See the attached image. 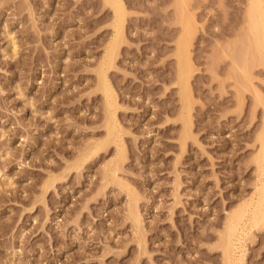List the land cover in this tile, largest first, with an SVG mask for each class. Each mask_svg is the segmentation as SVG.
<instances>
[{"label":"rangeland","instance_id":"obj_1","mask_svg":"<svg viewBox=\"0 0 264 264\" xmlns=\"http://www.w3.org/2000/svg\"><path fill=\"white\" fill-rule=\"evenodd\" d=\"M123 1L108 65L105 0H0V264H226L228 215L261 196L251 0ZM247 224L235 262L264 264V227Z\"/></svg>","mask_w":264,"mask_h":264},{"label":"bare ground","instance_id":"obj_2","mask_svg":"<svg viewBox=\"0 0 264 264\" xmlns=\"http://www.w3.org/2000/svg\"><path fill=\"white\" fill-rule=\"evenodd\" d=\"M105 1L107 3H109L113 7V10H114V21H112V22H113L115 34H114L113 40L111 41V43L108 47V51L106 52L107 53L106 57H104V59L106 58L105 59L106 64L108 63V65H111L113 62H115L114 59H116L117 52H119L117 50L119 49L120 44L125 39L124 33H125V26H126L125 22L127 19V17H126L127 16L126 15V12H127L126 9L127 8L125 7L126 5H125L123 0H105ZM248 8H249V12H247V14H248L247 16L249 17L248 18L249 19L248 24H249V27L251 29L250 32L254 33L253 38L251 40L252 41L251 43H252L254 54L256 55V60H257L260 58L259 56L264 57V0H251L250 6H248ZM188 24H189V22H188ZM189 31H193V30L191 29ZM189 31H187V33ZM187 33H186V35H187ZM189 35L192 36V32L191 33L189 32L188 36ZM188 36H187V38H188ZM190 37L188 38L189 41L191 39ZM194 37H195V34H194ZM185 38H186V36H185ZM185 38L182 39L179 43V51H178L179 66H180V68H179V83H180V86L182 89V95H183V99H184L183 101H185L184 102L185 104L183 103V106L186 105V109H188V111L186 109L185 110L189 114V113H191L189 109H190V107H192L191 106L192 101L190 102V98H189V92H190L189 91L190 90L189 80L190 79H189V70H187V69L191 68L192 66L189 67V65H191V63H190L191 60L189 57L190 55H188L190 53L187 52L189 49V48H187L188 46L186 45L187 38L186 39ZM183 41L186 43H184ZM105 67H106V65L104 66V68ZM101 69H100L101 72L99 75L100 80H101L100 82L102 85L101 89L103 88L102 91L105 92L104 94H106V96H107L106 98H109V100H107L106 102H107V107L110 109L111 106L113 107L114 104L117 105L116 104L117 100H115L116 98L113 99L116 95L114 94L115 96L113 97L112 92H114V91L112 90V87H110V85H109L110 82L108 81L107 76L105 75L106 70L104 71V69H102V70ZM191 100H193V99H191ZM108 108H107V111L109 113V114H107L109 116L108 117L109 118L108 123H107L108 134H109V137L115 136V137H113L114 139L111 138V140L113 139V141H115V140H117L116 138L119 139V130H117L118 124L115 121L116 118L114 119V116H115L114 115L115 111H113L114 107L111 108L112 110H109ZM184 108L185 107H183V110H184ZM184 117L188 120L190 118L189 116H187L188 118L186 116H184ZM186 122H188V121H186ZM188 124H190V122H188L186 125L188 126ZM258 138L261 142V150H259V153H258L259 158L257 157L258 158L257 160H258V162L260 160L259 164H261L262 158H260V156L264 157V123H263L262 131L259 134ZM97 146H98V144H97ZM96 151H99V150L97 149L94 152H96ZM260 151H262V153ZM262 162L264 163V158H263ZM262 165H264V164H262ZM262 168L263 167H261V170L264 169V168L263 169ZM112 170H114V169H112ZM262 185H261L262 189L260 190L261 196H260L258 201L257 200L255 201L257 203L254 204V202L251 200V202H248L247 204L245 203L246 205L243 204L245 206V208H244V206L241 205L242 209L239 207V209H241V210L236 209L234 211V209H233L234 212H231L227 217L226 225H225V232H224V235L222 238V243H223L222 246H224V254H225L226 264H237L235 262V259L238 257L234 255V251L236 249H238L237 241L239 240V237H240L239 232H241L243 225L250 223L249 224L250 227H255V228L257 227L258 228V226H259L262 228V225L264 227V182ZM251 206H253V207L251 208ZM243 228H245V227H243ZM251 229L253 230V228H251Z\"/></svg>","mask_w":264,"mask_h":264}]
</instances>
